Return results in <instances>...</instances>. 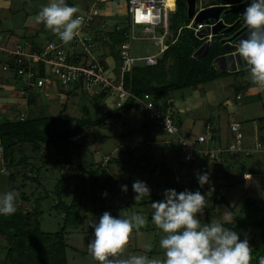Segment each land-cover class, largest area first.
Returning a JSON list of instances; mask_svg holds the SVG:
<instances>
[{
  "label": "rangeland",
  "instance_id": "rangeland-1",
  "mask_svg": "<svg viewBox=\"0 0 264 264\" xmlns=\"http://www.w3.org/2000/svg\"><path fill=\"white\" fill-rule=\"evenodd\" d=\"M49 2L50 0H8L0 3L2 6L0 36L4 38L6 35L11 36L7 44L9 48L26 43H30L33 47L41 46L45 39L52 36L53 32L36 19L41 6ZM83 2L85 0H66L69 6H76L79 11ZM212 2L213 0H197L196 8L210 6ZM99 8L106 17L107 25H111L117 18L121 20L129 18L125 0L107 3ZM176 9L177 12L171 13L169 20L172 21L173 30L180 34L181 29L186 28V24L193 25L194 18L187 17L185 0H180ZM31 24H34V27H31ZM28 27L34 28L32 33L23 35ZM174 31L170 29L169 37L173 38V35H176ZM43 32H45V38L40 36ZM184 32L185 29H182V35ZM149 35L140 34L146 37ZM224 38H227L226 34L213 36L212 40L220 43ZM203 43L204 41L201 40V44ZM129 44L133 55H147L158 51V46L147 39L130 41ZM5 80L2 79L1 82L10 84L12 88L5 85L4 89L0 90V98H8L6 96L11 94L12 98L9 99L11 101L14 99L13 95H17L18 84L16 81L5 82ZM239 90L243 93L238 103L235 96L241 92ZM166 96L170 103L168 106L173 110V117L183 122L181 133L189 142L204 132L203 124L209 118L212 119L213 126L220 129L222 139L226 137V133L230 136L226 130L231 116H235L242 123L245 146L254 147L259 137L264 135V128H260L264 125V121L259 120V117L264 118V89L252 82L250 72L247 70L241 71L238 68L235 73L229 70L227 76L222 75L215 80L202 83L197 90L185 88L167 93ZM14 101V110H9L7 115L17 111L22 113L24 118L41 115L53 117L63 114L77 119L85 117L96 119L103 112L116 109L114 102L109 98L105 102H94L80 91H76L67 99L58 97L57 90H54L46 94L41 93L37 101L34 100L31 103L20 97L15 98ZM150 118L149 111L144 109L141 102L136 101L121 116L107 118L100 125L84 126L67 141L44 143L35 152L30 144H24L22 151L16 148L14 159L17 161L25 158L28 164L17 165L18 171L15 170V165L8 167V164L3 163L0 147V159L2 158L0 160V195L14 191L16 211L23 207H27L33 213L41 209L40 228L43 231L60 229L64 212L53 208L59 200L68 205L72 202L81 205V215L87 218L80 220L77 226L67 228L65 233L67 264H98L87 247L93 238L91 224L98 221L100 215L94 214L93 207L97 209L104 207L113 216H131L134 212L144 215L147 223L139 231H133L124 255H146L150 258L163 259V250L159 246L162 231L152 222L151 216L154 210L151 203L162 200L163 193L167 189L192 187L194 183H189L188 179L179 172L173 174L175 156L177 158L176 151L180 147L175 142L174 136L159 133L151 124L144 128V123H149ZM16 119H19V115L16 117L13 115L10 118V120ZM55 121L56 119L52 123L60 124ZM62 125L65 129L70 127L68 121ZM263 143L264 138H262ZM252 155V158L247 161L248 169L256 165L264 166V152H254ZM31 166L38 167L36 174L29 172ZM101 166L105 167V170H102ZM90 169H97L96 175L101 179H105L107 175L113 176L116 179L115 193L102 195V191L96 189L89 178ZM15 172L13 178L15 187L11 188L7 178L9 173ZM213 172L211 171L208 175L209 182L202 187L212 185ZM26 173L39 177L40 183L29 182L25 188H21L22 182L25 183L26 179H23V175ZM251 176L250 180L243 179L242 184H236L230 190L221 188L228 203H222L214 210L211 208L212 190L207 188V194H209L207 208L210 216L206 219L205 212L201 216L198 214L201 223L218 222L225 227L229 224L235 226V216H243L241 209L246 199L254 201L255 205L262 209L264 207V172ZM136 180L147 184L151 190L149 197L140 201L134 199L136 193L132 190V184ZM221 182L214 183L220 186ZM123 185H127L126 192L121 190ZM22 190L27 194L25 200L20 195ZM40 196L43 198L37 199ZM151 196H155L158 200H153ZM131 199H134L135 205L128 206V201ZM240 229L241 240L248 239L252 248L259 245L258 240L251 241L252 233L249 232L251 228L241 227ZM11 244V239L0 236V264H9L10 260L6 255ZM251 264L254 263L251 262Z\"/></svg>",
  "mask_w": 264,
  "mask_h": 264
},
{
  "label": "trees",
  "instance_id": "trees-1",
  "mask_svg": "<svg viewBox=\"0 0 264 264\" xmlns=\"http://www.w3.org/2000/svg\"><path fill=\"white\" fill-rule=\"evenodd\" d=\"M179 1L180 0H177V4H179ZM243 1L244 0H213L210 5L227 6L225 8L226 12L222 13L220 17L227 25H231L240 20V23L236 27L237 29L240 26L245 25L243 19V12L245 9L240 5ZM250 2L251 0H249V3ZM176 12L177 9L174 14ZM125 29L126 27L117 31L113 28V30L109 32V40L123 41V33ZM170 29L174 31L172 21L170 22ZM182 29H185L183 35ZM182 29L180 34L177 33L178 31H174L176 35H173L172 39H175V42L168 46L155 65L134 66L131 71L127 72L124 76V87L126 89L137 96H143L145 93L151 95L154 102L159 104L163 109L168 107L167 93H172L185 88L197 90L202 83L215 80L222 75L227 76L229 71L216 69L214 60L218 56L225 55L235 49L228 43L223 44L221 41L219 43L218 41L212 40L204 56H202L204 49L196 56H193L194 52L201 45V39L194 34L195 32L192 29ZM226 36H228V34H226ZM36 47L38 49V46ZM32 49L35 50L33 46ZM0 62H2L1 59ZM74 92L75 91L70 92L68 96L72 95ZM40 94L41 93L37 90L31 92L27 97V101L30 103L34 100L37 101ZM84 94L94 102H102V97L105 95L102 93ZM134 102L135 101L132 100V98H129L121 108L109 109L108 112H103L96 119H91L89 117L77 119L59 114L58 116L53 117H45L41 115L33 118H24L23 120H10L6 118L0 120V147L3 162L5 165L8 164V167L15 165L14 168L16 170L17 165L28 164L25 158L17 161L14 159L16 148H19L18 151H22L24 144H30L31 149L35 152V150L40 148L44 143H57L58 140L67 141L84 126L100 125L101 123H104L107 118L121 116L123 112L129 110L133 106ZM55 119L60 122V124L52 123ZM175 120L177 121L181 132L183 130V122L179 119ZM259 120L264 121V118L259 117ZM65 121L70 123L68 129H65L62 125ZM207 123L213 125L212 119L209 118L205 120L203 124L204 131ZM150 124L153 125L150 120L149 123H144V128ZM260 128H264V125ZM226 131L228 132V130ZM213 134V138L216 139L219 146H226L227 141L230 138L228 133H226V137L222 139L220 137L222 134L220 133V129L214 127ZM261 137L264 138V135ZM179 147L180 149L176 151L177 158L175 156L176 160L172 169L173 174H178L179 172L188 179L189 183L193 182L194 184L192 187L178 188L176 191L178 193L184 190L193 192L200 191L201 194H207V188H210L212 190L211 208L213 210L222 203H228L221 192V188L230 190L234 185L242 184L245 173L254 175L264 172V166L256 165L255 167L247 168V161L252 158V154L239 153L235 155L229 152H222L219 155L220 163H218L217 160L213 158H208L199 152H194L195 158L189 162H185L182 160V148L180 145ZM199 147L201 148L204 146L200 145ZM184 168L187 169L184 170ZM101 169L105 170V167L101 166ZM29 170V172H34L36 174V170L39 169L37 166H31V169ZM211 171H214L212 185H208L204 188L198 183L197 175L203 173L209 175ZM217 171L218 173H216ZM96 172L97 169L89 170V178L94 187L102 191V193L107 192L109 195L115 193L114 188L116 186V179L111 175H107L105 179H101L97 177ZM15 174L16 172L9 173L7 178V182L11 188L15 187L13 184ZM23 176V179L26 180L24 184L22 182L21 188H25L26 184L29 182L40 183V179H38L39 177L37 178L28 173ZM215 181L222 182L220 183V186H218L214 183ZM20 192L21 198L25 200L27 194L23 190ZM42 198L43 196L37 197V199ZM154 198L155 196H153L152 199L158 200ZM129 205H135L134 199L128 201V206ZM80 207L81 205L79 203L72 202L68 205L59 200L53 208L57 211H63L64 216L62 217L60 229L56 231L41 230V209H38L33 213L30 212L27 207H23L10 216L0 215V236H6L7 239L12 240V244L6 255L10 260L9 264H67V245L65 240L67 228L70 226L75 227L80 220L87 218L84 215H81ZM93 211L95 215L100 214V217L108 210L104 207L101 209L93 207ZM241 211L243 212V216H235L236 225L232 226L229 224L228 226L226 225V227L238 232L240 239L242 238L240 228H251L249 230V232L252 233L251 241L258 240L257 242L259 243L258 246L252 248L253 259L251 262L259 264V257L264 256V207L261 209L255 205L254 201L246 199ZM204 212L206 219H209L210 212L207 207L204 209Z\"/></svg>",
  "mask_w": 264,
  "mask_h": 264
},
{
  "label": "built area",
  "instance_id": "built-area-1",
  "mask_svg": "<svg viewBox=\"0 0 264 264\" xmlns=\"http://www.w3.org/2000/svg\"><path fill=\"white\" fill-rule=\"evenodd\" d=\"M4 1L8 0H0V3ZM117 1L119 0H93L80 6L81 11L76 15L84 17L85 23L73 41L67 44L54 33L49 39H45L44 44L38 46V49L34 47L33 50L30 43L16 44L14 48H9L7 46L9 36L6 35L5 38L0 36L2 60L0 90L4 89L5 85L10 86L1 82L2 79H6L5 82H17V95H13V98L20 97L24 101L36 90L45 94L57 90L61 99H67L69 93L73 91H75L73 94L76 91L102 93L105 94L102 101L105 102L109 98L114 102L115 108H121L129 98H132L135 102H141L144 109L149 111L150 121L158 132L176 138L175 142L181 146L182 160L185 162L195 158L194 152L213 158L218 163L222 152L235 155L264 152V143L262 144L260 137L254 147L243 144L245 134L242 123L235 116L229 119L227 130L230 138L226 146H219L213 138L214 126L210 123L206 124L204 133L189 142L180 132L172 115L173 110L169 106L163 109L154 102L151 95L145 93L143 96H137L124 87V76L127 72L137 65H155L168 46L175 42V39L169 37V17L176 11L177 0H125L129 18L127 20L117 18L111 25H107L106 17L99 7ZM203 8V6L196 8L195 14ZM215 25L216 21L210 19L208 22L193 21V25L186 24L185 27L192 29L195 35L200 34L197 37L204 41L203 45L207 43L210 45L215 36L212 34ZM124 27L126 29L123 41L109 40V32L113 28L120 31ZM136 28L140 30L136 32ZM141 33L150 35L140 36ZM142 39L153 41L154 45L158 46V51L147 55H133L130 51V41ZM6 97L8 98H0V120L4 117L10 119L13 115L15 117L19 115V119L23 120L24 115L17 111L7 115L9 110H14L15 101L9 100L12 98L11 94ZM241 98V93L235 96L238 103ZM200 145L204 147L200 148ZM250 177V173L244 174L246 181L250 180Z\"/></svg>",
  "mask_w": 264,
  "mask_h": 264
},
{
  "label": "clouds",
  "instance_id": "clouds-1",
  "mask_svg": "<svg viewBox=\"0 0 264 264\" xmlns=\"http://www.w3.org/2000/svg\"><path fill=\"white\" fill-rule=\"evenodd\" d=\"M78 12L79 8L69 6L66 0H50L41 6L36 19L67 44L85 23L84 17L76 15ZM243 19L250 31L247 38L239 41L237 51L249 66L252 82L264 89V0H251ZM197 179L201 186L209 182L207 173L198 174ZM121 190L126 192L127 185ZM132 190L136 201L151 194L147 184L140 180L132 184ZM102 195L107 196V192ZM207 195L167 189L162 200L151 203L152 222L162 231L159 246L163 259L124 255L133 231L147 223L144 215L135 212L131 216H113L105 211L91 224L93 238L88 251L98 264H251L253 249L248 239L241 240L238 232L221 223H201L198 214L203 215L208 206ZM16 210L14 191L0 195V215L10 216ZM259 264H264V256L259 257Z\"/></svg>",
  "mask_w": 264,
  "mask_h": 264
},
{
  "label": "water",
  "instance_id": "water-1",
  "mask_svg": "<svg viewBox=\"0 0 264 264\" xmlns=\"http://www.w3.org/2000/svg\"><path fill=\"white\" fill-rule=\"evenodd\" d=\"M186 2V14L188 18H194L195 23L202 22V21H209L210 19L216 21V25L212 29L213 35H222V34H229L230 32L234 31L237 25L240 23V20L234 22L231 25H227L223 22L222 18L220 17L222 13L226 12L225 5H211L204 7L203 9L199 10L196 14V3L197 0H185ZM249 0H244L240 3L244 9L247 7ZM140 29L136 28L135 31L138 32ZM250 29L245 24L234 31L229 37L224 38L221 43H228L235 49L225 55H220L214 60V65L220 70H231L234 71L238 68H247L249 67L246 61L238 54V43L241 39L247 38ZM196 36H200V34H196ZM209 48V44H202L200 47L194 52L193 56H196L199 52L204 49L202 56L205 55ZM202 59V58H201Z\"/></svg>",
  "mask_w": 264,
  "mask_h": 264
},
{
  "label": "crops",
  "instance_id": "crops-1",
  "mask_svg": "<svg viewBox=\"0 0 264 264\" xmlns=\"http://www.w3.org/2000/svg\"><path fill=\"white\" fill-rule=\"evenodd\" d=\"M91 0H89V1H87V0H85V2H83L82 4H81V6H83L84 4H86V2H90ZM31 27H34V24H31L30 25ZM32 29H34V28H32ZM32 29L30 28V27H28V28H26L25 30H24V33H23V35H25L26 33H28V32H30V33H32ZM22 35V36H23ZM9 36V39H11V36L10 35H8ZM40 36H41V38H45V32H43V33H41L40 34ZM241 69V71H244V70H247V71H249V67H247V68H240ZM254 90H255V88H253ZM239 91H241V93H243V91L242 90H239ZM2 159V158H1ZM0 159V160H1ZM4 163V162H3ZM252 177V176H251Z\"/></svg>",
  "mask_w": 264,
  "mask_h": 264
},
{
  "label": "flooded vegetation",
  "instance_id": "flooded-vegetation-1",
  "mask_svg": "<svg viewBox=\"0 0 264 264\" xmlns=\"http://www.w3.org/2000/svg\"><path fill=\"white\" fill-rule=\"evenodd\" d=\"M240 27H241V26H240ZM240 27H239V28H240ZM237 29H238V28H237ZM237 29H235L234 31H236ZM234 31L230 32V33L228 34V36L231 35ZM228 36H227V37H228Z\"/></svg>",
  "mask_w": 264,
  "mask_h": 264
}]
</instances>
